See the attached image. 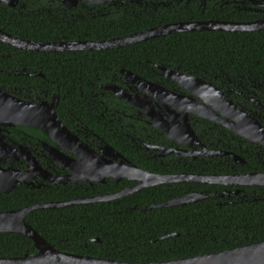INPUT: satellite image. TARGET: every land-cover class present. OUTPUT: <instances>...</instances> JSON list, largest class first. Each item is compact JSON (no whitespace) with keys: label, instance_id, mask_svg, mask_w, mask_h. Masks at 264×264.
<instances>
[{"label":"flooded vegetation","instance_id":"af4514ba","mask_svg":"<svg viewBox=\"0 0 264 264\" xmlns=\"http://www.w3.org/2000/svg\"><path fill=\"white\" fill-rule=\"evenodd\" d=\"M9 12L18 16L29 15L34 19H46L49 26L60 33V39L45 42L76 41L81 40L79 37L82 35L89 38V34H83V32L76 35V40L69 39L70 36L75 35V30L83 29L85 26L91 28L96 24L99 25L100 17L120 12L127 14L131 17V21H136L141 25L152 23V26L148 28L182 22L208 24L210 30L190 32L208 33L210 39L222 37L226 40L228 34L232 35L233 38H238L237 34L241 33V41H245V38L252 36L251 33L264 31L233 32L219 29L218 26L219 24L230 23L241 25L264 23V0H115L106 4H96L90 0H0V16ZM2 20L0 19V21ZM85 22H88L87 25L84 24ZM4 29L9 31L5 21L0 22V30L10 34ZM64 31L67 34H64ZM31 36L33 38L24 40L36 41L34 40L36 35ZM19 50L10 45L7 47L0 45V91L7 94L2 95L0 93L1 101L17 100L25 104L42 105L43 107H45V103L49 106L56 103L55 112L59 120L83 144L88 146L93 158H98V165L106 162L120 163V158L112 156L114 153H120L126 160L153 174L177 175L184 173L231 176L264 173V144L262 142L238 135L221 123L192 114L188 115V119L199 143L190 145L171 140L167 138L162 129L153 125L151 116L145 114L144 109L120 100L112 90L105 88L111 82L99 84L98 88L92 89V92L88 94L90 99L87 97L86 103L84 94L79 90L80 108L92 113L96 123L103 124L98 131H95L71 112L66 109L62 111L59 108L60 93L53 86L54 81L41 70L40 65H37L39 62L50 60L49 57L45 56V53L72 51L35 52L41 54L32 58V60L35 59V63L31 66H19ZM217 58L222 60L223 55L218 54ZM193 60L219 62L213 60L212 57H196ZM144 67L150 69L157 79L149 80L142 76L143 78L177 93L188 94L177 84L170 82L161 75L162 70L160 68L163 67L162 65L148 62V64L144 63ZM111 71L113 72L112 81L116 69L111 68ZM260 75L261 73L253 74L251 72L229 75L221 72L219 74L211 73L210 80L197 77L210 82L226 100L232 101L237 108L253 117L255 123L252 127L253 133L256 130L264 129V80ZM95 79L100 80V72L95 73ZM120 79L121 82L118 85L125 87L133 95L137 93L134 85L127 84L121 73ZM152 104L155 107L153 108L154 112L151 109L149 112L155 113L161 120L167 121L179 113L176 110V113L170 114L165 108L158 106L155 99ZM170 108L173 109V107ZM213 111L220 120H232L219 109H213ZM109 140L113 143H110ZM0 143V167L2 169L12 167L24 173L28 169V160L25 157H34L41 170H44V176L36 175L34 178H24L16 188L22 187L30 191H41L50 187L62 186L64 188L71 187L74 190L96 191L97 194L94 196H97L120 192L135 187L139 183L138 180L124 177L119 179L107 177L104 182L91 181L92 184L73 182L72 171L67 167L66 162L53 154L64 163V166H61L51 156L48 149L57 148L71 159H76L77 154L70 147L67 148L66 144L61 147V142L49 139L41 130L31 126L0 125ZM110 148L113 150L111 149V151ZM136 158L147 165V168H143L134 162ZM62 178L64 182L60 184L49 182ZM188 183L199 184L200 186L195 185L186 189L183 195L178 198L192 193L206 195V198L178 206H165V204L178 198H172L170 201L163 200V198L159 201L142 200L144 193H147L149 189L165 185L159 184L141 189L114 201L128 200L125 202L127 206L125 209H123V205L119 207L120 211L124 213L138 208L143 212H151L157 209L163 211L165 208L173 209L196 205L209 206L216 213L231 205L248 204L253 206L264 200V186ZM38 185L40 186L38 187ZM100 190L102 193L99 192ZM131 203L134 205L130 206ZM207 219L209 220L208 224L212 225L213 231L216 233L214 238H221L222 240L238 236H241V239H253L257 236L256 232L264 228V220L258 214L248 218L242 216L227 221L213 216ZM179 235L180 233L176 232L160 239L178 237ZM206 235L208 234L205 233L204 236Z\"/></svg>","mask_w":264,"mask_h":264},{"label":"trees","instance_id":"16d2710c","mask_svg":"<svg viewBox=\"0 0 264 264\" xmlns=\"http://www.w3.org/2000/svg\"><path fill=\"white\" fill-rule=\"evenodd\" d=\"M0 19L9 27V31L4 29L5 31L21 39L33 38V34L36 35L34 40L39 42L60 39V33L50 27L46 19H34L29 15L18 16L11 12L1 15ZM99 19V25L77 29L75 35L69 39L76 40V35L83 32L88 33L89 38L82 35L79 37L81 40L111 39L152 26V23L141 25L131 21V17L122 12L108 14ZM3 20L0 22L3 23ZM64 34H67L66 31ZM251 34L245 41H241V33L237 34L238 38L228 34L226 40L222 37L210 39L208 33L167 34L116 49L45 53L50 60L39 62L37 65L54 81L53 86L60 93L59 108L62 111L66 109L98 131L103 124L96 123L92 113L80 108L79 90L84 94L86 103L89 92L98 88L99 84H120L121 68L129 69L149 80H155L157 77L150 69L144 67V63L148 62L178 69L206 80H210L211 73L221 72L229 75L261 73L260 76L264 80V31ZM0 45L8 46L1 42ZM19 53V66H31L35 63L32 58L41 55L21 49ZM218 54L223 55L222 60L217 58ZM196 57H212L219 62L193 60ZM111 68L116 69L112 81ZM99 72L100 80H96L95 73ZM109 142L113 143L110 140ZM134 162L147 168V165L137 158ZM195 185L177 183L153 187L144 193L142 200L159 201L163 198L170 201L182 196L186 189ZM99 192L102 193L101 190ZM95 194L96 191L88 189L74 190L62 186L41 191L17 187L9 194L0 193V211L19 209L41 202L93 197ZM127 201L113 200L39 210L28 214L26 221L60 251L132 263L169 261L264 241V228L256 232L257 236L253 239H241V236L225 240L216 239V233L207 219L213 216L227 221L258 214L264 220V200L253 206L231 205L216 213L204 205L165 208L163 211L157 209L151 212H143L138 208L126 213L121 212L119 207L123 205L125 209ZM133 205L134 203L130 204ZM176 232L180 233L178 237L160 239ZM205 233L208 235L204 236ZM95 238H99L100 242H94ZM26 253H36L31 239L16 233H0V257H21Z\"/></svg>","mask_w":264,"mask_h":264},{"label":"water","instance_id":"95a60500","mask_svg":"<svg viewBox=\"0 0 264 264\" xmlns=\"http://www.w3.org/2000/svg\"><path fill=\"white\" fill-rule=\"evenodd\" d=\"M96 4H106L115 0H90ZM76 2V1H74ZM219 29L233 32H254L264 30V23L241 24H219ZM208 24L200 23H173L161 26H155L142 31L134 32L128 35L119 36L104 40H76L67 42H36L21 39L12 36L0 30V41L12 47L27 50L31 52H62V51H97L105 49H116L130 46L142 41H146L158 36L167 34L210 30ZM161 75L170 82L177 84L184 92L181 94L169 90L164 86L153 83L142 76L137 75L129 69L121 68L125 82L137 89V93L129 92L125 87L118 84L105 86L113 91L114 95L127 103L138 106L149 114L154 126L162 129L167 138L183 144H197L198 137L192 129L188 115L208 119L213 122L221 123L238 135L245 136L251 140H256L264 144V129L256 130L252 133L254 126L253 117L241 111L236 105L226 100L222 94L208 81L188 75L178 69L161 67ZM2 95H7L0 91ZM156 100L158 106L165 108L170 114L179 113L172 116L169 120H161L153 112V100ZM32 105L19 102L17 100H3L0 97V125H26L41 130L45 136L55 142H61L62 146L66 144L77 154L76 159H71L57 148H49L53 156L64 166L62 161L66 162L67 167L72 171L73 182L92 184L91 181L99 183L104 182L107 177L128 178L138 180L135 187L110 193L106 195H97L93 197H81L65 201L41 202L30 204L19 209L0 211V233H16L24 235L31 239L36 253H26L21 257H0V264H264V241L253 242L241 246H236L219 252L203 254L193 257H184L181 259L160 261V262H123L111 259L85 256L80 254H71L58 250L52 246L41 234L38 233L27 221L28 214L34 211L45 209H59L64 207L85 205L97 202H109L123 198L129 194L144 188L157 186L159 184L174 183H204V184H229V185H249L264 186V173L249 175H224L212 176L206 174H177L161 175L153 174L142 170L130 161L126 160L120 153H114V158H120V163H104L98 165V158H93L88 146L83 144L77 136L73 135L59 120L55 112L54 105ZM170 107H173L171 109ZM213 109H219L232 120H220L215 115ZM175 115V114H173ZM180 122V123H179ZM250 130V131H249ZM1 147V143H0ZM6 148V147H5ZM112 148H110L111 150ZM113 150V149H112ZM111 150V151H112ZM193 152V151H191ZM55 154L57 157H55ZM28 160V169L22 173L9 167L2 169L0 167V193L9 194L24 178H34L36 175L44 176L40 165L34 157H25ZM115 167V168H114ZM125 167L134 173H139L146 177L145 181L127 175L114 174L117 170ZM56 180V179H55ZM50 180L52 184H60L64 179ZM40 185H38L39 187ZM206 198L202 194H189L187 196L175 199L165 206H178L187 203H193ZM94 242H100L99 238L93 239Z\"/></svg>","mask_w":264,"mask_h":264},{"label":"bare ground","instance_id":"6f19581e","mask_svg":"<svg viewBox=\"0 0 264 264\" xmlns=\"http://www.w3.org/2000/svg\"><path fill=\"white\" fill-rule=\"evenodd\" d=\"M115 168V167H114ZM114 174H118V175H127V176H135L139 179H141L142 181H145L146 177H144L143 175H140L139 173H134L132 170L127 169L125 167H122L121 169L117 170V172H115ZM264 181V180H263Z\"/></svg>","mask_w":264,"mask_h":264}]
</instances>
